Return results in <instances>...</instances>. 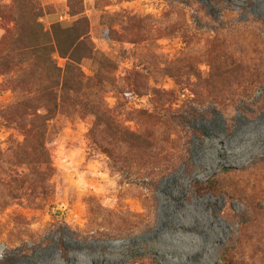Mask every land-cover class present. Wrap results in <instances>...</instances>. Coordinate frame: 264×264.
<instances>
[{
    "label": "rangeland",
    "instance_id": "1",
    "mask_svg": "<svg viewBox=\"0 0 264 264\" xmlns=\"http://www.w3.org/2000/svg\"><path fill=\"white\" fill-rule=\"evenodd\" d=\"M12 2L0 58L17 51ZM37 2L46 42L78 18ZM83 4L96 59L80 70L114 63L100 91L145 153L111 159L110 131L68 99L38 143L18 73H0V264H264V0Z\"/></svg>",
    "mask_w": 264,
    "mask_h": 264
},
{
    "label": "trees",
    "instance_id": "2",
    "mask_svg": "<svg viewBox=\"0 0 264 264\" xmlns=\"http://www.w3.org/2000/svg\"><path fill=\"white\" fill-rule=\"evenodd\" d=\"M68 5L70 14L78 18L66 26L53 24L50 41L46 42L42 38V25L39 22L43 9L37 0H31L28 10L25 1L13 0L12 14L8 20L14 22L12 38L17 51L10 58H0V73L13 70L18 73L15 88L22 90L23 94L16 107L23 117L30 116L31 121L35 122L33 128L39 131L36 136L38 143L46 126L45 115L52 120L54 113L63 110L68 99V115L84 112L93 115L105 130L110 131V136L106 138L111 146H105V152L111 159L129 164L137 148L145 153L144 140L122 126L113 110L104 102V95L100 91L104 88V73L112 71L114 63L110 60L98 63L97 67H93L94 74L91 76H85L80 70L79 65L84 60L90 59L95 63L96 50L89 35L88 18L83 15V0H68ZM3 16L7 17L5 13ZM55 54L68 59L64 68L58 66ZM131 77L140 79L141 75L133 71ZM107 78L110 79V76ZM131 87L136 89L134 84ZM117 147H122L125 153L118 156ZM140 158L144 159L143 156ZM224 260L229 261L227 256H224Z\"/></svg>",
    "mask_w": 264,
    "mask_h": 264
},
{
    "label": "bare ground",
    "instance_id": "3",
    "mask_svg": "<svg viewBox=\"0 0 264 264\" xmlns=\"http://www.w3.org/2000/svg\"><path fill=\"white\" fill-rule=\"evenodd\" d=\"M222 153V152H221ZM61 210H58L57 212H60Z\"/></svg>",
    "mask_w": 264,
    "mask_h": 264
}]
</instances>
